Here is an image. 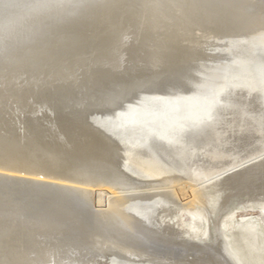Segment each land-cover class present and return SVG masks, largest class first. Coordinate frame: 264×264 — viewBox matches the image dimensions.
Wrapping results in <instances>:
<instances>
[{
    "label": "water",
    "instance_id": "1",
    "mask_svg": "<svg viewBox=\"0 0 264 264\" xmlns=\"http://www.w3.org/2000/svg\"><path fill=\"white\" fill-rule=\"evenodd\" d=\"M0 46V264H264V0H64Z\"/></svg>",
    "mask_w": 264,
    "mask_h": 264
},
{
    "label": "clouds",
    "instance_id": "2",
    "mask_svg": "<svg viewBox=\"0 0 264 264\" xmlns=\"http://www.w3.org/2000/svg\"><path fill=\"white\" fill-rule=\"evenodd\" d=\"M64 0H0V46L10 45L40 21L57 16Z\"/></svg>",
    "mask_w": 264,
    "mask_h": 264
}]
</instances>
